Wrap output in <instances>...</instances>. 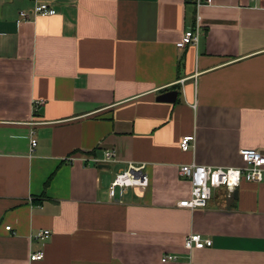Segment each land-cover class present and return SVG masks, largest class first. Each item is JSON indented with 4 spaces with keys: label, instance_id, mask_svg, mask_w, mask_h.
Returning a JSON list of instances; mask_svg holds the SVG:
<instances>
[{
    "label": "crops",
    "instance_id": "0c3cea01",
    "mask_svg": "<svg viewBox=\"0 0 264 264\" xmlns=\"http://www.w3.org/2000/svg\"><path fill=\"white\" fill-rule=\"evenodd\" d=\"M41 1L56 14L21 21L34 0H0V264H264V183L177 206L181 165L264 151V0ZM197 14V44L177 47ZM106 150L114 161L82 160ZM129 163L146 189L111 198ZM192 232L212 244L186 250Z\"/></svg>",
    "mask_w": 264,
    "mask_h": 264
},
{
    "label": "built area",
    "instance_id": "2783aa9c",
    "mask_svg": "<svg viewBox=\"0 0 264 264\" xmlns=\"http://www.w3.org/2000/svg\"><path fill=\"white\" fill-rule=\"evenodd\" d=\"M198 10L204 5H209L211 0H190ZM256 1V0H253ZM20 20H28L31 17L50 16L56 14V9L51 7L48 2L34 0V5L30 10L20 11ZM199 20L200 16L196 15V25L187 29L177 47L182 48L186 45H196L199 39ZM45 101L43 99H34L32 101L33 111H37ZM194 135H185L180 140V147L183 151H188L194 148ZM37 144L36 138L33 136V131L30 132V151H33ZM239 156L242 164L238 167H223L200 165L196 163L183 164L179 168L181 176L188 179L191 189L190 196L177 202V206L190 210L204 208L212 196L215 189L223 188L226 192V197L231 198L234 191L239 187L241 182L264 183V151L241 148ZM116 153L114 150L104 151L102 157L82 158L86 162L94 164L107 163L114 161ZM73 160L74 157H70ZM145 165H134L129 163L127 168L120 171L113 178L109 186V195L114 198L125 194L128 188H138L145 190L148 185V176L144 172ZM10 230V226L5 227ZM50 235L49 230H40L36 237L40 239L47 238ZM212 240L207 237H202L201 234L192 232L184 239V248L191 250L193 248H203L210 246ZM44 257L42 250L32 252L29 256L31 261L41 260ZM177 255L168 254L161 258L162 262L175 261Z\"/></svg>",
    "mask_w": 264,
    "mask_h": 264
},
{
    "label": "water",
    "instance_id": "95a60500",
    "mask_svg": "<svg viewBox=\"0 0 264 264\" xmlns=\"http://www.w3.org/2000/svg\"><path fill=\"white\" fill-rule=\"evenodd\" d=\"M177 97V91L171 90L165 93L160 94L156 100L160 102H173ZM236 192L234 191L233 195L235 196Z\"/></svg>",
    "mask_w": 264,
    "mask_h": 264
},
{
    "label": "trees",
    "instance_id": "16d2710c",
    "mask_svg": "<svg viewBox=\"0 0 264 264\" xmlns=\"http://www.w3.org/2000/svg\"><path fill=\"white\" fill-rule=\"evenodd\" d=\"M243 182H244V181H243ZM241 183H242V182H241ZM232 197H233V196H232ZM232 197H231V198H232Z\"/></svg>",
    "mask_w": 264,
    "mask_h": 264
}]
</instances>
